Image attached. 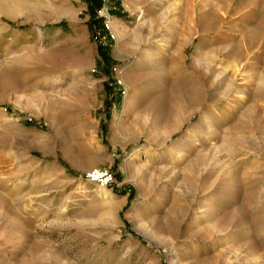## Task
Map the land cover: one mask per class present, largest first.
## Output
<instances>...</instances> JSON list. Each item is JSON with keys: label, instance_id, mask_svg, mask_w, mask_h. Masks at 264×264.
<instances>
[{"label": "rangeland", "instance_id": "obj_1", "mask_svg": "<svg viewBox=\"0 0 264 264\" xmlns=\"http://www.w3.org/2000/svg\"><path fill=\"white\" fill-rule=\"evenodd\" d=\"M100 2L0 0V264H264V0Z\"/></svg>", "mask_w": 264, "mask_h": 264}, {"label": "bare ground", "instance_id": "obj_2", "mask_svg": "<svg viewBox=\"0 0 264 264\" xmlns=\"http://www.w3.org/2000/svg\"><path fill=\"white\" fill-rule=\"evenodd\" d=\"M137 99L138 98L136 97L134 100V104H136ZM90 177L92 178L93 183H96L98 185L97 190H96L97 196L102 197V196H105V194H108V192L106 190V186L105 185L101 186V183L105 180L104 173H102L100 171H95V172L91 173ZM62 209H64V208H62Z\"/></svg>", "mask_w": 264, "mask_h": 264}, {"label": "trees", "instance_id": "obj_3", "mask_svg": "<svg viewBox=\"0 0 264 264\" xmlns=\"http://www.w3.org/2000/svg\"><path fill=\"white\" fill-rule=\"evenodd\" d=\"M89 2L91 8H95L96 6H100V0H86Z\"/></svg>", "mask_w": 264, "mask_h": 264}, {"label": "built area", "instance_id": "obj_4", "mask_svg": "<svg viewBox=\"0 0 264 264\" xmlns=\"http://www.w3.org/2000/svg\"><path fill=\"white\" fill-rule=\"evenodd\" d=\"M95 171H98V170H95ZM95 171H93V172H95ZM101 172V171H100ZM92 173V172H91ZM91 173L88 175V176H90L91 175ZM102 173H104V172H102ZM104 175H105V180L101 183V186H103V185H105L104 183L108 180V176L104 173Z\"/></svg>", "mask_w": 264, "mask_h": 264}]
</instances>
